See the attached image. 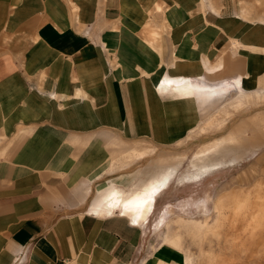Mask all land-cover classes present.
I'll list each match as a JSON object with an SVG mask.
<instances>
[{
  "label": "crops",
  "instance_id": "0c3cea01",
  "mask_svg": "<svg viewBox=\"0 0 264 264\" xmlns=\"http://www.w3.org/2000/svg\"><path fill=\"white\" fill-rule=\"evenodd\" d=\"M178 1L181 6L186 7V12L194 13L191 22H207L208 16L211 22L219 24V30H213L206 23V30L211 29L215 33L214 37L210 38L214 40V51L209 50V37L205 32L195 37L196 40L200 39L193 43L188 41L191 36L186 35L188 24L174 26L173 38L170 39L172 49L168 47V53H164L163 57L164 65H172H168L166 69L158 68L160 72L148 66L145 74L149 75L151 80L148 76L139 79L140 74L133 73L131 68L120 70L123 75H134L130 77L135 80L129 83L131 80L121 82L119 72L109 71L100 48L92 42V38L97 35L95 32L91 35L88 29L86 36L80 33L76 26L72 27L75 22H94L98 17L100 5L95 4L93 0H70L65 6L59 0H0V22L6 14V8L9 5L15 7V21L22 22L25 29L27 28L19 44L30 45V52L25 48L22 53L24 64L17 61L13 52L0 49V131L2 128L8 138L12 137L18 131L19 120H25L24 127H31L29 135L20 143L14 142L0 147V152L6 156L5 159H0V264H16L18 261L17 264H129L138 231H141L143 226L131 225L126 218L117 216V212L106 218L88 214L92 200L88 201L86 212L80 207V203H83L90 193L92 181L104 174L97 173V167L100 166L96 164V158H104L107 154L104 146H101L102 150L97 148L100 146L98 139L104 136L114 137L117 144L120 137H150L165 143L179 137L169 130L167 133L164 125L152 122V125L145 124L144 127V115L140 120L137 119V125L133 124L136 133L130 134L127 127L128 115L132 116L133 113L135 116L141 102L145 109V101L154 110L166 107V102L173 104L174 107L170 110L185 112L187 122L202 116L194 107H183L177 102L161 100L159 96H152L143 89V83L156 82L166 74L182 76L199 73L210 82L229 79L232 83V79H236L239 85L233 91L246 88L252 93L256 90L253 89L252 80L255 76L258 79L264 72V54L254 51L253 72L250 74L244 54L238 52L235 56L241 64L242 69L239 70V65L233 63L223 49L228 42L227 38L233 39L228 45L233 49L239 41L252 42L258 38H254V35L263 32L260 26H245L244 20L253 21L243 17L246 15L242 13L241 7L238 12H234L232 0H224V10L219 8V14L215 16L209 12L200 15L193 0V7L182 0ZM70 2L78 6L77 19L72 18ZM127 6H130L129 3H125L123 8ZM127 13L130 18L139 20L134 10ZM217 16L221 18L219 21ZM98 20L101 21V18ZM262 26L264 29V23ZM107 37L106 34L102 38L107 40ZM163 39L165 36H161L158 42L160 56L164 48L162 45L165 44V40L161 43ZM169 43L171 44L170 41L167 44ZM215 53L221 62L212 67L204 66L203 72L186 67L201 54L212 56ZM152 58H156V55ZM261 70L263 72L260 73ZM41 71L52 78L45 85V88L52 90H49L48 94H40L47 101L39 97L34 89L35 74ZM56 77L58 78L55 80ZM127 84L129 94L126 91ZM73 88H78L81 94L78 95L77 90ZM54 92H59L61 96L73 92L74 99L57 110L52 106L55 105L56 99ZM138 99L140 101H137ZM62 101V98H59V102ZM133 108L136 110L131 112ZM248 124V121L242 120L233 126L227 134L215 141L221 145L217 149L232 152L240 150L239 146L231 147L227 144L240 130L248 127ZM159 128L161 131H158ZM145 130L155 136H161L162 139L147 134ZM165 134L170 136L164 140ZM72 136L84 137V143L80 142L75 146L77 139L73 141ZM7 149H10V152H7ZM74 166L77 167L75 172L72 171ZM38 169L60 171L62 179L51 181V178L56 176H47L43 171H37ZM145 182L134 186L139 187ZM115 185L121 192L129 189H121L116 181ZM66 200L73 204L65 209ZM262 212L260 211V214ZM56 214L60 216L54 219L49 217ZM263 216L261 214L259 219L254 215L236 220L247 225L256 221L264 225ZM236 238L233 239L234 242ZM234 242L232 245H235ZM163 261L161 264H169L166 259Z\"/></svg>",
  "mask_w": 264,
  "mask_h": 264
},
{
  "label": "rangeland",
  "instance_id": "374dc122",
  "mask_svg": "<svg viewBox=\"0 0 264 264\" xmlns=\"http://www.w3.org/2000/svg\"><path fill=\"white\" fill-rule=\"evenodd\" d=\"M69 1L59 0L64 6ZM193 1L200 15L209 12V14L215 16L219 14V8L221 11L224 10V0ZM193 1L182 0L190 7L194 6ZM232 1L234 2V12H238L241 7L242 13L246 15L243 17L253 21L244 20L245 26L254 27V24H257L263 31L260 35H254V38L255 36H258V38H255L252 42H237L235 49L228 46L233 39L226 37L228 42L223 49L225 55L233 63L238 64V68L241 70V64L235 56L238 52L244 54L251 74L253 72L254 51L264 54V29L262 26L264 23L262 22L264 20V0ZM93 2L100 5V9L98 7V17L101 18V21L97 17L94 22L84 24H76L75 22L72 27L76 26L78 31L86 34V36H88L86 33L88 29L91 35L93 32L97 34L92 38V42L100 48L110 72L116 73L125 68H131L133 73L140 74L139 79H144L147 76L149 77V75H146L148 66L154 70L156 69L157 72H160L157 70L160 67L166 69L168 65L171 66L170 63L164 65L163 57L164 53L167 55L168 47L172 49L170 39L173 38L174 26L188 24L186 35L191 36V41H188L193 43L200 39L196 40L201 33L205 32L209 37L207 39L210 43L209 50L214 51L212 44L214 40L210 38L214 37L215 33L211 29L210 31L206 30V27L208 24L213 30H219V24L211 22L207 15L206 20L209 22L201 21L198 24L191 22L194 13L189 14L186 12L184 10L185 6H181L178 0H93ZM125 3H129L130 6L123 8ZM69 9L73 15L72 18L77 19L78 6L70 2ZM129 10H134L139 20L130 18V14L127 13ZM14 12L15 7L9 5L6 8V14L2 22H0V49L13 52L16 59H18L17 61L24 64V54L22 53H24L25 48L29 53L30 45L24 44L21 46L19 42H22L23 34L27 28L25 29L22 22L15 21ZM253 15L254 18H252ZM219 19H221L220 16H217L218 21ZM106 34L108 35L107 40L102 38ZM161 36H165V39L161 42L163 44L165 40V44L162 45L165 49L161 47L162 54L160 56L158 42ZM192 36H194V39H192ZM33 39L36 40V38ZM168 41L171 44H167ZM217 53L212 56L201 54L196 61H192V64H188L186 67L203 72L204 66L212 67L221 62ZM155 55L156 58H152ZM171 73L176 72L171 71ZM118 76L120 80L122 79L121 82L131 80L130 76L134 77L133 74L130 76L123 75L122 72H119ZM49 80H52V78L48 77L43 71L35 74L34 89L39 97H41V93L48 94V91L52 90V88H45ZM134 80L129 81V83ZM252 82L254 83L253 89H256L254 92L250 93L246 88L235 90L231 96L215 105L206 114L189 122L186 121L185 112L182 113L178 109L177 111L170 110L174 106L167 102L165 103L167 108L162 107L154 110L145 101V109L141 102L137 110L136 108L131 110V112L136 110L137 113L135 112L136 117L133 113L132 116L128 115L127 127L130 134L136 133L133 124L136 123L137 125L144 115V127L148 124L152 125L153 122L156 125H164L167 133L169 130L179 136L170 142L161 143L150 137L132 139L120 137V139L118 138L120 142L117 140V144H115L114 137L107 138V136H104L98 139L97 143L100 146L97 148L102 150L101 146H104L107 154L104 158H96V164L100 166L97 167V173L104 172V174H100L99 178L92 181L90 193L84 202L80 203L83 211L86 210L88 201L93 199L96 187L107 183L105 181L113 179L112 181L114 183L116 181L121 189H128L146 181L150 176L149 170L155 168L162 159L169 157L180 160L173 178L154 199L152 212L141 231H138L129 264H161L164 263V259L169 264H184V259H188V264H264V226L257 221L252 225H247L236 220L254 215L258 216L257 219H259L262 214H260V211H264V72L258 79L255 76ZM73 89L77 90L78 88ZM258 90L260 91L256 93ZM126 91L129 94L128 84ZM77 92L78 95L81 94L79 90ZM54 93L56 99L55 105L52 106H55L57 110L61 106H66V103H71L74 99L73 92L67 96H61L58 94L59 92ZM59 98H62L63 101L59 102ZM242 120L248 121V127L240 130L236 137L227 144L231 147H241L240 150H236L237 154L231 150L217 149L221 145H218L215 141L227 134L233 126ZM33 121L37 123L36 120ZM24 123H26L25 120L18 121V131L10 138L5 135L6 133L1 128V148L4 144L20 143L29 135L31 127H24ZM158 131H161V129L159 128ZM145 132L162 139L161 136H155L146 130ZM165 136L164 140L168 139L170 135L165 134ZM83 138L72 136L73 141L77 139L75 146H78L80 142L83 144ZM122 139L123 142H121ZM7 152H10V149H7ZM204 154L207 157L202 160L205 157ZM5 157L0 152V159H5ZM113 157H116V159L112 160ZM216 160L222 163H218L216 167H214L215 165L211 166ZM203 161L210 166L209 169H201ZM111 162H115L113 172L109 171L112 168L109 166ZM76 169L77 167L74 166L72 171L75 172ZM37 171H43L42 173L47 176L58 177L51 178V181H59L63 176L60 175L62 172L56 170L38 169ZM70 204L73 203L70 202ZM70 204L66 200L65 209ZM118 214L117 212V216H120ZM163 214L164 220L161 226L155 229V224ZM59 216L60 214H56L49 217L54 219ZM126 220L131 224L127 218ZM239 234L241 235L237 237ZM234 238H236L235 249H232ZM189 255L192 258L184 257Z\"/></svg>",
  "mask_w": 264,
  "mask_h": 264
},
{
  "label": "bare ground",
  "instance_id": "6f19581e",
  "mask_svg": "<svg viewBox=\"0 0 264 264\" xmlns=\"http://www.w3.org/2000/svg\"><path fill=\"white\" fill-rule=\"evenodd\" d=\"M232 81L233 82L230 83V80L226 79L219 82H210L205 76L199 73L182 76L166 74L156 82L147 81L143 83V89L148 91L152 96H159L161 100L177 102L183 107H194L197 112L204 115L215 107V105L231 95L235 87L239 85L238 80L232 79ZM206 154H204L205 157L202 158V160L206 159ZM114 159H116V157L112 158V160ZM179 162V159L177 160L169 157L162 159L155 168L149 170L150 176L145 183L139 187L133 186L125 192H121L117 188L114 181H112L113 179L99 185L97 187V192L95 191L96 195L90 203L88 214L106 218L118 212L120 216L126 217L131 224L142 227L152 212L155 197L169 184ZM218 163L222 162L216 160L211 166L215 165L214 167H216ZM114 164L115 162L109 164V166L112 167L109 169L110 172L115 170ZM209 167L210 166L203 161L201 169L206 170L209 169ZM262 214L264 215V212H262ZM163 220L164 214L155 224L154 228H159ZM232 246V249H235V245ZM184 257L192 258L190 255ZM187 260L188 259H184V264H188Z\"/></svg>",
  "mask_w": 264,
  "mask_h": 264
}]
</instances>
